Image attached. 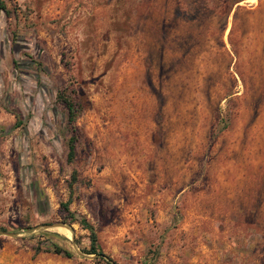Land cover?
Wrapping results in <instances>:
<instances>
[{"label":"rangeland","instance_id":"rangeland-1","mask_svg":"<svg viewBox=\"0 0 264 264\" xmlns=\"http://www.w3.org/2000/svg\"><path fill=\"white\" fill-rule=\"evenodd\" d=\"M4 1L0 264H264V0Z\"/></svg>","mask_w":264,"mask_h":264},{"label":"trees","instance_id":"trees-1","mask_svg":"<svg viewBox=\"0 0 264 264\" xmlns=\"http://www.w3.org/2000/svg\"><path fill=\"white\" fill-rule=\"evenodd\" d=\"M0 11L4 14V16H8L9 14H12V11H10L6 5L4 0H0ZM14 13V12H13ZM56 101L61 104L65 110V124L68 129V132L70 133L66 145H67V151H66V162L72 163L73 159L75 157V141H76V128L74 125L75 118L77 117V114L79 113V110L81 109V105L79 100H77V97L75 96L74 90H70L66 87H63L59 89L56 94ZM70 183L75 182L77 179L76 172L74 170L71 171L70 174ZM71 192L69 191V194ZM69 199L62 203V207L67 209V204L69 203ZM67 218L68 222H77L81 228L87 229L88 231V248L83 249L82 251L85 253H91L95 254L97 258H104L106 259V264H115L112 262L109 258H107L102 251L99 249L98 244L96 242V234L94 228L85 220L83 217H79L75 219L72 215V213L67 212ZM63 230L66 232L68 231L67 228L62 227ZM39 236L43 237V241H38L34 245L33 248V255H36L39 252H50L56 255H59L64 258H71L73 257V254L68 249L60 246L56 242L52 241V239L44 232H40Z\"/></svg>","mask_w":264,"mask_h":264},{"label":"water","instance_id":"water-1","mask_svg":"<svg viewBox=\"0 0 264 264\" xmlns=\"http://www.w3.org/2000/svg\"><path fill=\"white\" fill-rule=\"evenodd\" d=\"M55 226H64V227H67L68 228V226L67 225H65L64 223H57ZM41 227V226H40ZM43 227V226H42ZM0 234H7V235H14L15 233H7V232H3V231H0ZM77 252H78V254H81L78 250H77ZM84 256H86V257H89V256H87V255H84Z\"/></svg>","mask_w":264,"mask_h":264}]
</instances>
